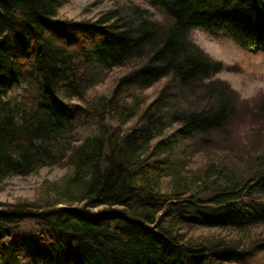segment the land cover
I'll return each mask as SVG.
<instances>
[{
	"label": "trees",
	"instance_id": "obj_1",
	"mask_svg": "<svg viewBox=\"0 0 264 264\" xmlns=\"http://www.w3.org/2000/svg\"><path fill=\"white\" fill-rule=\"evenodd\" d=\"M145 1L168 22L0 0V190L67 169L0 202V264H264V93L242 102L215 79L232 67L191 38L264 52V0Z\"/></svg>",
	"mask_w": 264,
	"mask_h": 264
},
{
	"label": "rangeland",
	"instance_id": "obj_2",
	"mask_svg": "<svg viewBox=\"0 0 264 264\" xmlns=\"http://www.w3.org/2000/svg\"><path fill=\"white\" fill-rule=\"evenodd\" d=\"M64 1V16L70 19L92 18L100 11L114 6V3H129L141 6L147 10L151 18L160 23L168 22V19L160 10L150 7L145 0ZM191 38L195 44L213 59L223 61L232 67L231 70H226L217 74L215 79L227 82L231 88L240 94L242 102H249V100L255 97L258 98L261 93H264V52L249 53L244 51L237 46L236 42L231 37L222 34H210L205 31L196 30L192 33ZM122 73L123 70L112 72L106 82L95 89L101 92L110 91L116 79H118ZM95 89L93 91H95ZM152 91L153 90H149L147 93L150 94ZM241 107L242 105L240 108ZM243 118L245 119V117ZM242 132L243 128L237 124L232 133L237 134ZM227 144L228 142L226 141H220V143H216L215 147H210L209 150L213 151V155H216V158H219V154H227L226 150H229V148L226 147ZM66 173L67 169L56 166L42 168L25 176H11L3 182L2 189L0 190V202L19 203L31 200L44 182L58 181L66 175Z\"/></svg>",
	"mask_w": 264,
	"mask_h": 264
}]
</instances>
